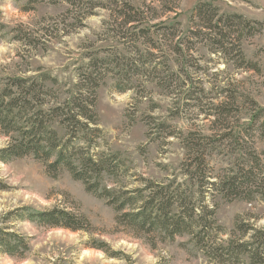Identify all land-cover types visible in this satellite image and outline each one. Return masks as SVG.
<instances>
[{"label":"rangeland","instance_id":"374dc122","mask_svg":"<svg viewBox=\"0 0 264 264\" xmlns=\"http://www.w3.org/2000/svg\"><path fill=\"white\" fill-rule=\"evenodd\" d=\"M126 1L138 8H155L160 16L155 22H178V36L189 61L183 66L170 64L178 77L170 88L157 86L158 79L151 75L132 77L131 83H123L125 91L116 89L109 75L103 79L96 91L101 133L90 146L92 154L118 155L126 174L117 181L105 177L101 187L135 189L143 179L182 182L186 179L184 166L196 156L194 151L191 155L188 142L198 146L202 138L210 140L204 152L209 182L217 181L226 169H235L246 151L254 152L264 166V136L258 131L263 122L248 128L256 110H264V0ZM201 2H212L220 14H238L262 25L252 37L241 38L246 60L256 64L258 72L213 53L200 39L185 46L194 9ZM26 8V1L0 0L4 28L0 30V88L15 78L42 81L41 76L47 75L57 83L43 85L52 88L57 102H62L94 55L101 58L112 50L133 54L136 49L145 53L149 45L145 39L124 40L114 24L122 33L125 30L120 20L114 22L109 9L96 8L92 16L84 17L88 10L72 8L63 0L35 3L30 11ZM166 8L172 11L167 13ZM152 15L148 12L151 19ZM154 40L159 41L156 36ZM160 50L171 56L169 42L162 41ZM174 58L172 55L170 60ZM221 104L227 107L225 118L219 115ZM9 142L10 137L0 133V150ZM0 186V231L17 235L27 245L18 252L22 257H9L0 248V264H210L207 254L188 236L161 242L118 227L117 213L106 201L88 193L67 171L49 174L31 156L0 161ZM204 198L216 208L215 219L224 229L218 235L222 240L230 236L238 217L255 228L264 227L261 199L226 202L211 188ZM54 208L87 218L90 230L49 228L20 217L25 209L42 212ZM102 242L107 244V252L92 247Z\"/></svg>","mask_w":264,"mask_h":264},{"label":"trees","instance_id":"16d2710c","mask_svg":"<svg viewBox=\"0 0 264 264\" xmlns=\"http://www.w3.org/2000/svg\"><path fill=\"white\" fill-rule=\"evenodd\" d=\"M15 1H26V11H30L28 9L32 4L44 1L54 4L62 0ZM63 1L72 8L84 7L85 11L88 10L84 17L92 16L96 8L111 10L114 22L120 20L119 25L125 30L122 33L114 24L115 31L122 34L124 40L145 39L148 48L145 53L135 48L133 54L112 50L101 58L94 55L82 68L73 91H68V97L62 102H57L52 88L43 85V82L57 83L47 75L41 76L42 81L9 80V84L0 88V133L10 137L9 144L0 150V161L31 156L43 163L49 174L56 176L63 170L67 171L74 180L85 186L88 193L106 201L114 209L118 227H124L135 235H145L161 242H172L178 237L188 236L196 247L207 254L210 264L217 261L221 264H264V227L255 228L238 217L230 236L222 240L218 235L224 229L215 219L216 208L204 201L209 188L226 202L238 199L264 201V166L259 164L254 152L246 151L235 169L228 168L218 176L217 181L209 182L204 152L210 140L202 138V142L196 144L198 146H190L188 142L191 155L194 151L196 156L193 155L184 166L186 179L182 182L163 183L143 179L142 185L135 189L101 187L105 177L117 181L119 176L126 174L124 163L118 155L101 151L92 154L90 146L94 137L101 133L97 128L96 91L103 79L109 75L116 82V89L125 91L123 83H131L132 77L141 75L150 78L151 75L155 77L153 79H158L157 86L170 88L177 77L171 71L173 68L170 64L173 62L183 66L189 61V54L185 56L182 50L178 36L180 24L155 22L160 16L151 6L138 8L126 0ZM171 11L166 8L167 13ZM148 12L153 13L152 19ZM191 21L193 25L185 36V46H193V41L200 39L213 53L233 60L241 68L259 71L256 64L246 60L241 49V38L252 37L259 32L262 29L260 23L238 14H220L219 8L212 2L199 3ZM2 28L0 24V30ZM154 36L159 41L154 40ZM162 41L165 44L169 42L170 55L175 57L174 60L171 61V56L168 58L160 50ZM160 72L165 74L160 76ZM50 99H55V102H50ZM231 100L236 99L231 97ZM226 108L225 104L219 106L222 118H225ZM251 121L253 123L248 126L251 129L263 122L259 124L258 131L264 136V110L257 109ZM203 141L205 144H201ZM21 212V218L49 228L79 232L89 231L91 227L87 218L62 209L42 212L25 209ZM152 245L155 247V244ZM92 247L107 252L108 246L102 242ZM0 248L9 257H22L18 252L27 249V245L17 235L0 231Z\"/></svg>","mask_w":264,"mask_h":264}]
</instances>
